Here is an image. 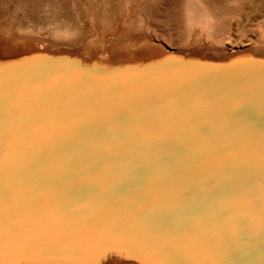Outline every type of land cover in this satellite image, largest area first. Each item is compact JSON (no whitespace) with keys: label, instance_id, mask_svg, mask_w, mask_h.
I'll use <instances>...</instances> for the list:
<instances>
[{"label":"water","instance_id":"obj_1","mask_svg":"<svg viewBox=\"0 0 264 264\" xmlns=\"http://www.w3.org/2000/svg\"><path fill=\"white\" fill-rule=\"evenodd\" d=\"M81 68L80 87L109 92L110 117L98 95L85 109L76 91L38 85L0 111L7 264H96L116 253L145 264H264L262 93L218 95L190 73L97 81ZM243 100L250 125L234 106ZM200 114L209 121L196 123Z\"/></svg>","mask_w":264,"mask_h":264},{"label":"bare ground","instance_id":"obj_2","mask_svg":"<svg viewBox=\"0 0 264 264\" xmlns=\"http://www.w3.org/2000/svg\"><path fill=\"white\" fill-rule=\"evenodd\" d=\"M102 4L100 11L82 17L86 18L89 34L84 35L81 20L71 16L65 23L48 24L47 19L46 26L33 27L27 23L24 34L16 37L5 36L7 31L0 32V111L2 107L10 111L19 108L38 85L47 94L76 91L85 109L96 104L94 98L98 95L99 106L104 105L110 117L114 113L113 104L105 103L109 92L91 95V90L80 87L84 85L74 73L82 71L81 67L88 69L97 81L107 82L114 77L129 79L160 74L157 83L161 84L172 74L190 73L203 79L199 86L218 87V95L242 99L257 96L259 90L264 100V0H102ZM138 34L142 36L138 38ZM230 35L236 38L226 43ZM6 77L8 80L3 82ZM153 95L151 98L156 94ZM53 103V110L58 112L60 106ZM248 103L243 100L234 106ZM216 108L219 113L224 111L222 106ZM247 111V106L238 109L242 125H250L255 118V114ZM195 121L208 122L209 118L200 114ZM43 125L47 129L56 128L47 120ZM39 144L46 145L44 141ZM10 237L8 232L0 233L1 245ZM3 258L7 260L5 253ZM73 259L69 256L64 262L35 264H76L69 261ZM96 264L145 263L116 253Z\"/></svg>","mask_w":264,"mask_h":264},{"label":"rangeland","instance_id":"obj_3","mask_svg":"<svg viewBox=\"0 0 264 264\" xmlns=\"http://www.w3.org/2000/svg\"><path fill=\"white\" fill-rule=\"evenodd\" d=\"M40 3L42 5L38 6V5H40ZM102 5H103L102 0H99V1H97V0H90V1L89 0H60V1L59 0H0V32L1 31H7L8 33H5L6 34V35L4 34L5 36L16 37L18 35L19 36L23 35L29 24H30L29 26H33V27L36 26L37 27L40 24H42V26H44V25L46 26L49 23L53 24L56 21L57 22L62 21V23L63 22L65 23L69 19L68 16H71V17H75V18H78L79 20H81V21H79L80 22L79 24H80L81 28H83L82 30L84 32V35L89 34L90 31L87 32L88 27H87V24L85 22L86 18H87L86 15L88 14V16H89L90 13H93L94 11H100L102 8ZM79 6L80 7L83 6V7L80 8ZM87 6L90 7V9ZM83 8H85V9H83ZM56 10H57V12H56ZM74 13H76V14H74ZM69 14H71V15H69ZM82 14H84V15H82ZM46 16H48V17H46ZM51 17H52V19H51ZM82 17H86V18H82ZM45 19L48 20V24L46 22L47 20L45 21ZM27 23H29V24H27ZM84 24H86V25H84ZM82 30H80L81 33H82ZM34 35H37V34H34ZM34 35H32V36H34ZM37 36H39V35H37ZM37 36H35V37H37ZM138 36H139L138 38H140L142 35L138 34ZM235 38H236L235 36L232 37V35H230L229 42L227 41L226 43H230V41H232ZM47 41H49V40L47 39ZM50 42H52V41H50ZM78 42H80V41H78ZM52 43H54V42H52ZM77 43H75L73 46H76Z\"/></svg>","mask_w":264,"mask_h":264},{"label":"snow or ice","instance_id":"obj_4","mask_svg":"<svg viewBox=\"0 0 264 264\" xmlns=\"http://www.w3.org/2000/svg\"><path fill=\"white\" fill-rule=\"evenodd\" d=\"M0 264H7V262L3 258V253L0 251Z\"/></svg>","mask_w":264,"mask_h":264}]
</instances>
